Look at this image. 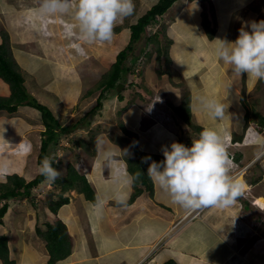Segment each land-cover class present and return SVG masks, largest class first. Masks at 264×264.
<instances>
[{
	"label": "rangeland",
	"instance_id": "rangeland-1",
	"mask_svg": "<svg viewBox=\"0 0 264 264\" xmlns=\"http://www.w3.org/2000/svg\"><path fill=\"white\" fill-rule=\"evenodd\" d=\"M151 1L153 0H134L135 10L133 15L123 19L122 22H117L111 42L101 43L96 41L89 43L80 38L78 23L71 12L44 16L38 12V9H35L39 8V0H0V33L3 31L8 33L11 31L13 33V41L15 42L14 47L17 53L16 55L19 57L16 59L19 64L21 62L26 64V60H28L31 65L37 66L36 72L33 76L29 75L30 71L26 69L25 65L24 67L22 66L25 69L24 75H26V78L28 79V89L32 95H34L38 101L51 107L52 111L62 124L72 123L87 114L98 103V97L102 90V87L99 86L102 76L110 70L112 64L116 61L118 52L125 48L129 43L131 37V28L129 26L138 21L139 17L148 9V5L153 4ZM227 1L228 0H212L218 14L217 23L212 22L214 21V18H212L209 9L206 10L208 18L211 20L210 23L213 25L211 29H215L218 32L221 30L220 34H216L212 41L217 38L234 41L242 26L250 21L258 22L264 20V0H251L253 9L250 10L246 17H242V15L235 17L234 19L236 22L233 21V17L229 16L230 9ZM187 3V0L180 4L178 3L176 9L181 10L183 7H187ZM201 3V0H195L189 3V7L192 6L190 7V12L194 16V20L198 21L194 24V26H196L195 29L197 30L196 33L198 32L197 34L202 33V28L204 31L206 30L203 26L202 20L204 18L201 14V8L203 10L204 6L201 5ZM142 5L145 7L142 8ZM174 16V12H166L161 17L160 21L157 23L153 22L147 26V31L142 40L135 44L134 51L130 53V56L125 62V64L129 66V71L123 73V76L119 81L124 84L123 87L121 89H118V87L110 89L106 92L103 99V107H101L93 117L91 127L89 129H78L72 135L63 134L60 136L57 145H50V148L53 147V150H50L51 154L48 156L50 158L56 157V160H59L56 167L63 170L62 178L67 175V168L69 167V164H71L78 169V171H82L80 174L88 181L87 173H90L93 168L92 166L95 165L93 161L99 160L96 158H98L100 148L103 144L101 137H104L108 141H112L113 146L117 145V147H123L124 149L121 150V152H123L120 153L124 155V158L129 156L127 155L129 152L132 154L130 157H136L137 154L133 147V137L138 136L139 139L142 135H147L148 137L150 135L145 134L141 129L129 127L125 122L127 117L131 116L134 119V114L137 113L136 107L138 106L140 108V114L143 112L144 105L152 102L155 97L159 99V97L162 96L166 99L169 105L172 106L171 98L175 92L179 93L182 97L181 90L183 91V88L185 91H193L195 85L194 76H189V74L183 73V69H175L173 66L174 64L171 62V60H173L172 57L169 56L171 60L168 59V53L170 51H172V55L175 53V57L180 59V56L177 54L179 52L183 53L181 49H185L187 50L186 52H189V47L192 49L195 46H185L186 43L183 40L188 42L186 38L181 39V41L177 40L178 38L174 31L181 33L184 29L183 26L178 25L179 22L173 21ZM201 17L202 20L200 19ZM15 18L17 20L14 23ZM37 21H40L43 26L42 28L38 27L41 35H39L36 30H34V32L30 30V28H32L30 27V23H36ZM200 22L201 25H197L200 24ZM159 28H161V31H159L161 39L160 55H158V51L155 48L156 45L147 40L148 37L155 31H158ZM15 30L20 34L15 32ZM197 34H195L193 38L198 40ZM205 34L207 36L206 31ZM166 35H168V37ZM206 38L209 39L208 37ZM2 41L3 39L0 36V42ZM189 43H194V41L191 39ZM177 45H182L184 48H176ZM143 48H145L144 51L146 54H144L145 52L142 50ZM210 54L213 57L212 62L216 63L217 66L219 63L220 65H224V63L216 57L215 51L214 54L210 51ZM132 56L135 60H132ZM206 58H208V56ZM34 61L37 63L35 64ZM45 63H48L47 66ZM48 65H50L51 69H54L55 76L52 75L53 78H51L52 76H44V74L50 72L48 71ZM188 66L192 67L194 65L190 64ZM229 67L232 71V67ZM195 68H199V66H195ZM41 75L43 76L42 80H40ZM60 76H63V78L59 81V85L57 84L55 87L49 85V83L51 84L59 80ZM246 76L247 74H243L242 76L237 75L233 79L237 84L241 81V85L244 84V86L247 87ZM208 83L214 85L211 78L208 79ZM1 85L3 84L1 83ZM254 85L252 92L254 91L253 93L255 95H259V97L255 99L260 100L264 95V81H258ZM170 87L171 90H169ZM118 92H122L121 95L124 96L123 100H120L117 96ZM127 104H129L128 109L122 114L127 131L124 130L123 132L121 129L122 127L120 128L121 125H119V112H121L120 110H122ZM3 112L8 114L5 111ZM174 112L176 113V111ZM175 113L172 114L173 118L180 119V124L184 123L185 120L183 121L179 115ZM17 116H19L22 121H28L30 130L27 133V137L28 140L32 142L34 152L28 157V163L30 166L26 173H24V167L22 165V162L24 161L22 149H27V142L16 155L19 162H16L12 157L6 155L5 157L0 158V182H7L8 178H6V176L15 171L18 173H24L22 175L27 179L34 178L36 174L39 173L40 164L38 162V155L42 144V133L46 128L45 124H43L41 113H29L27 115L28 118L22 114L21 116ZM156 117L158 116L155 113L153 118ZM129 120L133 121L132 119ZM151 120V117L145 119L143 121V127L146 121L150 124ZM197 120L202 122L200 117H198ZM188 125L190 127L192 126L190 123H188ZM199 133V131L193 129L189 138L184 139H186V142H192L193 139L199 137ZM37 135L40 138H38L39 141L37 140V142H35L36 140L34 141V138L36 139ZM92 135H94L95 142L98 144L96 152L94 148L89 151L90 147H92L90 144H88L89 150L75 145V142L79 139H84L89 143ZM181 136L183 138V135ZM22 141L23 140L19 141L20 143L18 141L16 143L14 142L12 147L16 149L21 145ZM33 149L30 151L32 152ZM93 150L94 152L92 153ZM1 155L2 154H0V156ZM246 170L247 169L244 168L236 169L234 175L231 176L233 178L236 175H239V178L242 176L244 177ZM80 182L81 179L78 183ZM237 183L240 185L241 194L236 198L232 205L228 207L204 206L190 211L193 217H179L176 219V223L174 222V225L172 226L173 229L178 225L174 230V237H176V240H174L172 247L176 251H174L173 254L175 255L180 251L179 247L181 245L183 247L188 245V251H185V254L180 255V257H178V254L176 256L177 260L186 261L188 264H197L201 259L203 260V264H214L215 257L211 255H208V257H202L196 252V238L198 237L196 229H189L187 232L192 231L189 234L186 232L182 237L178 234V231L183 227L188 226V229L189 225L193 222H197L199 218L206 216H208L207 218L214 220L215 229L224 232L223 235L225 237H233L235 239V242L237 243L236 248L242 255L246 256L252 250L261 249L263 247V245L258 244V242L262 237L264 239V208L258 207L253 203L252 198H247L246 195L248 194H242L246 191L242 188V186L247 185L245 181L239 180ZM247 188L248 185L245 189ZM75 190L77 191L79 189L75 188ZM76 191L73 192L76 193ZM250 191L251 186L247 192ZM260 191L263 192L259 194L264 195V186H261ZM257 192L258 189L255 191V194ZM70 194L72 195L69 188L65 190L60 182L56 181L55 183H49L45 180L32 188L29 197L19 196L8 200L10 207L13 205V212L10 220L4 218V222L0 223V226L3 225V230L9 231L11 235L14 231L13 229L17 227V225L21 228H28V222L33 221L34 219L36 220L40 214L44 217V220L42 222L38 220L39 223H37L36 226L39 227L45 225L47 222L46 220L52 219L53 217L51 216L57 215L58 213V211L57 213L52 211L50 207L51 199L57 201L61 198L60 195L70 199ZM5 202L6 200H0V208ZM259 203L264 207L263 200H260ZM204 211L205 214H203ZM10 214L8 215L9 217ZM9 217L7 219H9ZM45 226L47 227V225ZM179 243L181 245H179ZM161 248L162 245L160 249ZM206 251L208 254H211V250L208 251L206 249ZM152 254L146 261L143 260L140 264H159L160 262L158 260L153 259ZM236 264H250V259L243 261L238 260Z\"/></svg>",
	"mask_w": 264,
	"mask_h": 264
},
{
	"label": "crops",
	"instance_id": "crops-1",
	"mask_svg": "<svg viewBox=\"0 0 264 264\" xmlns=\"http://www.w3.org/2000/svg\"><path fill=\"white\" fill-rule=\"evenodd\" d=\"M251 2V0L227 1L230 9L229 16L233 17L234 22H236L234 19L235 17L240 15L246 17V15L249 14L250 10L253 9ZM210 7L211 5L207 7V10L210 9ZM203 10L201 8V14ZM184 11L188 13H183V18H181L178 23L179 26H183L184 30L181 33L177 31H174V33L178 38H176L177 40L181 41L183 38L187 39L188 42L183 40L186 43L185 46H195L192 49L189 47V52H186L187 50L181 49L184 48L182 45H177L176 48H180L183 52L181 53L178 51L179 53L177 55L180 56V59L175 57V53L172 55V51H170L169 54L173 59L171 62L174 64L173 66L175 68L183 69V73L194 76L195 85L192 91V119L199 126L211 128L216 131L221 136L224 145L235 143V150L231 151H236L240 164L249 165V168L244 173V178L243 176L239 178V175H236L234 177L236 179L234 180L237 182L244 179L248 188L251 186V191H246V194H248L246 197L249 199L252 198L253 202V198H257L258 196L254 203L258 207L264 208L259 203L261 197H264V195L259 194L263 192L260 191L261 186H264V118H262L264 117V95L260 100L255 99L259 97V95L253 93L254 91L252 92L255 86L254 84L258 82L256 79H250L246 76L247 87H245L243 83V85H241V81L237 84L233 79L237 75L230 70L228 65H220L219 63L217 66L216 63L212 62L213 57L210 51L214 54L215 42L211 41L212 39L210 38L207 39L203 33H196L197 30L194 24L198 21L194 20V16L190 15L192 13L190 12L189 5ZM209 12L211 13V10ZM215 12L218 17L216 9ZM212 18H214L213 14ZM200 19L202 20V17ZM16 20L15 18L14 23ZM197 25L200 26L201 22ZM30 27H32L30 28L31 31L34 32V30L37 29L39 32V28L43 26L40 21H37L36 23H30ZM15 32L17 31L15 30ZM10 33L12 35L11 38L15 56L19 58L18 55H16L17 53L14 47L15 42L13 41V33L11 31ZM17 33L20 34L19 32ZM195 34H197L198 40L193 38ZM191 39L194 43H189ZM207 56L208 58H206ZM34 62L35 64L37 63L36 61ZM21 64L23 67L25 65L30 73L35 74L37 69L36 65H31L28 60H26L27 66L23 62H21ZM45 64L47 66L48 63ZM190 64L194 66L189 67L188 65ZM48 66V71L50 72L44 74V76H55L54 69H51L50 65ZM195 66H199V68H195ZM53 76L51 78H53ZM62 78L63 76H60L59 80L54 83H48L52 87H55L57 84L59 85V81ZM209 78L212 79L214 85L208 83ZM42 79L43 76L41 75L40 80ZM1 83L3 85H1ZM26 85L29 87L28 79H26ZM169 90H171V87ZM0 92L4 95L10 93L9 85L5 83L2 78H0ZM200 97L215 98L221 102L225 106L224 117L215 119L211 117L207 111L201 110L199 106ZM181 101L182 97L179 93L175 92L171 98V102L174 105H179ZM163 106L161 101L155 97L152 102L144 105L143 112L140 114V108L138 106L136 107V114L139 118L133 112L135 118L133 119L131 116H128L125 120L129 127L141 129L145 134L150 135L149 137L147 135H142L140 136L141 138H139V148L145 152L163 155L161 152L162 145H170L173 141L180 143L181 135H183V139L189 138L193 130L185 121L180 124V119L173 118V111L169 108H167L166 111L172 119L165 125L157 124L153 118L154 114H152L151 111L155 110L161 112L164 108ZM35 112L36 109L28 106H20L18 111L13 113L7 110H0V154H2L0 158L6 155L12 157L16 162H19L16 155L20 151L12 147L13 143L25 139L24 141L27 142L26 148L29 147V144L32 146L31 141H29L27 137V133L30 130L28 121H22L17 115L21 116L22 114L27 117L29 113L35 114ZM255 113L261 115L260 119L262 123L259 122V124L254 120L253 116H255ZM246 115H249V120L246 119ZM150 117L152 118L151 123L149 124V122L146 121L143 127V121ZM198 117L201 118L202 122L197 120ZM247 122H250L248 127L249 134L244 135L241 139L240 136L244 134L243 132ZM232 133L234 134L232 135ZM38 138L40 137L37 135L34 141H39ZM226 138L230 139L226 140ZM101 139L103 144L100 148L99 156L96 158L99 160L93 161L95 165L92 166L93 168L90 173H87L88 181L95 191L96 202L87 199L82 192L78 190L77 192L75 189L69 188L72 193V195L70 194L69 202L62 205L57 215L51 216L53 217L52 219L46 220L47 222L45 225H47V223H54L58 219L62 220L67 225L68 231L72 237L73 245L71 255L57 264H140L143 260L146 261L152 253L153 259L163 264V261L165 262L169 258H176L178 254V257L184 255L185 251H188V245L183 247L180 243V251L175 255L173 254L174 251H176L172 247L174 240H176V237H174V230L178 225L173 229L172 226L179 217H191L192 213H190V211L193 209H185L173 203L169 194L156 183H154V197H151L150 192L145 190L132 202L131 196L134 191V186L133 182H128L131 174L128 171L126 158L121 154L123 152H121V150L124 148L117 147V145L113 146L112 141H108L104 137H101ZM230 140L232 143H229ZM188 143L191 145L192 142ZM22 150V155H24L22 165L24 167V173H26L30 166L28 157L32 154L30 151L31 149ZM130 153L131 152L127 154L129 157L132 156ZM79 172L82 171L79 170ZM24 173L19 174L22 175ZM247 185L242 186V188L245 189ZM257 189L258 192L255 194ZM73 191H76V193ZM118 194L123 197V203L117 202ZM242 194L245 195V193ZM205 211L203 214H205ZM12 212L13 205L9 207L4 218L10 220ZM9 214L10 217L8 216ZM8 217L9 219H7ZM207 217L208 216L199 218L197 222L195 221L189 225L188 229V226H186L178 231V234L182 237L189 229H196L198 237L196 238L197 248H195V250L198 254L202 257H208V255L215 257L214 264H236L238 260L243 261L247 259H250V264H264L263 237L258 242V244L263 245L261 249L252 250L246 256L242 255L236 248L237 243L235 239L233 237H225L223 235L224 232L215 229L214 220ZM38 220L42 222L44 217L40 214L36 220L29 221L28 228H21L17 225V227L13 229L14 231L11 235L9 231L3 230V225L0 226V234L8 236L10 257L16 264H49L51 256L45 239L37 232L38 227L36 224L39 223ZM45 225L39 227H41L42 230H46L47 227ZM191 231L187 232V234ZM161 245L162 248L160 249ZM206 249L208 251L211 250V254H208ZM180 262L182 264H188L186 261ZM0 264H4L1 259ZM197 264H203V260L200 259Z\"/></svg>",
	"mask_w": 264,
	"mask_h": 264
},
{
	"label": "clouds",
	"instance_id": "clouds-1",
	"mask_svg": "<svg viewBox=\"0 0 264 264\" xmlns=\"http://www.w3.org/2000/svg\"><path fill=\"white\" fill-rule=\"evenodd\" d=\"M184 1L186 0H176V2L166 11L167 13L174 12V22H179V20L183 18V13H188L184 11L186 6L181 10L176 9L178 3L180 4ZM193 1L195 0H187V6ZM151 2H153V4L148 5L149 7H147L148 9L145 13L151 7L156 5L159 0H153ZM201 2V5H203L205 9L206 6L210 5L212 0H201ZM204 3H206V6ZM144 7L145 6L142 5V8ZM134 10V0H39L38 8V12L41 15H56L71 12L78 23L80 38L89 43L96 41L101 43L111 42L117 22H122L123 19L133 15ZM145 13H143L142 16ZM190 15L193 16L192 14ZM202 16L204 18L203 12ZM212 22L217 23V21L215 22V19ZM211 27H213L212 24ZM220 31L221 30H219V32L217 31L218 34H220ZM36 32L41 35L37 29ZM202 33L205 37L210 38L208 34L206 36L205 32H203V28ZM9 34L11 37L10 32ZM210 39L213 40V38ZM214 41L216 45L214 49L216 57L224 64L231 66L232 71L236 75L242 76L243 74H247V77L250 79L254 78L257 81H264V20H260L258 22L250 21L246 25L242 26L239 29V34L234 41H228L220 38L214 39ZM22 72L24 75L25 69L23 67ZM29 75L33 76V73H30ZM24 77V86L32 95L26 85V75H24ZM119 83L120 82H118V84ZM11 94V88L8 95H4L0 92L1 97H10ZM159 100H161L164 105L163 110L161 112L152 110L151 112L152 114L156 113L158 116L154 118L157 124L165 125L172 119L166 109H171L173 111L172 114H174V111H176L175 107L179 106L181 103L179 105H174L171 102V106L162 96L159 97ZM20 106L33 107L36 109V112L41 113L38 108L29 104H19L14 112H17ZM199 106L215 119H221L225 115V106L215 98L200 97ZM1 110H7L10 112L8 109ZM175 114L178 113L176 112ZM179 117L184 121L180 115ZM253 118L257 123H259V120L256 119L255 116H253ZM186 123L188 124V122ZM192 123L190 122L192 125L191 128L197 130L195 125H199L194 123L193 119ZM249 125L250 122H247L243 132L244 134L240 136L241 139L244 135L249 134ZM202 128V131L197 130L200 132L199 137L197 139H193L191 145L188 143V146L190 147L173 141L170 145L161 146V152L164 157L162 161L157 162L152 160L151 156H146L142 158V162L148 163V177L169 194L173 203L181 206L182 208L199 209L204 206L228 207L232 205L236 198L241 194L240 185L230 175V171L238 168L248 169L249 165H241L238 161L236 151H231L235 150L234 142L232 143L230 140L229 143L232 144L224 145L221 136L216 131L211 128ZM233 134L234 133H232V135ZM70 135H72V133ZM181 139L183 140L182 137L180 140ZM227 139L230 138H226V140ZM184 141L186 140L184 139ZM30 149L33 148L29 144V147H27L26 150ZM33 152L34 149L31 154ZM58 163L59 160L50 158L49 156H44L42 161L39 163L40 167L38 174L42 175L47 182L55 183L58 179L62 178L63 173L62 169L53 167V164ZM16 174L20 175L19 173ZM12 175H7L6 177L9 179ZM20 176L25 177L23 175ZM140 176L141 172H137L129 177L128 182H135L136 180H139ZM248 189L249 188L244 190L247 191ZM256 200L257 198H253V203ZM117 202H124L123 197L119 194L117 195Z\"/></svg>",
	"mask_w": 264,
	"mask_h": 264
},
{
	"label": "trees",
	"instance_id": "trees-1",
	"mask_svg": "<svg viewBox=\"0 0 264 264\" xmlns=\"http://www.w3.org/2000/svg\"><path fill=\"white\" fill-rule=\"evenodd\" d=\"M176 2V0H159V2L151 7L143 16H141L138 22L131 24L129 27L131 28V37L130 41L125 48L120 50L117 54L116 61L112 64L109 71H107L100 80L99 86L102 87L101 93L98 97V103L94 106L87 114L80 119L67 124H62L57 116L54 114L52 109L49 108L44 103L39 102L34 96H32L24 86L25 77L22 72V67L17 61L12 42L10 38V34L6 31L0 33L3 41L0 42V78H2L5 82H7L11 88L12 94L10 97H1L0 96V110L8 109L10 112H14L17 109L19 104H29L38 108L42 113L43 123L45 124V130L42 133V144L39 153L38 162L40 163L44 156H48L50 150H53V147L50 148V145H57L59 142V138L63 134H71L74 133L78 129H89L92 125L93 117L97 114V111L103 107V99L106 95V92L110 89L117 88L118 82L122 78L123 73H127L129 71V66L125 64L127 58L130 56V53L134 51L135 44L142 40L145 32L147 31V26L153 22H158L161 20V17L165 14V12ZM206 6V3H204ZM211 13L217 21V16L214 8V4L210 3ZM207 7L203 11L204 19L203 26L206 29L205 31L209 35L210 38H213L216 34H218L217 30L211 29V21L208 18ZM121 26V25H120ZM119 26V27H120ZM202 26V27H203ZM159 31H155L152 35L148 37L147 40L149 42H153L156 50L158 51V55L161 54V39ZM203 29V32H205ZM168 37V35H166ZM143 51L145 48L142 49ZM145 52V51H144ZM168 53V52H166ZM146 54V52L144 53ZM168 53V59H170ZM160 57V56H158ZM132 60H135L132 56ZM177 69V68H175ZM184 87V86H183ZM182 92V102L179 106L175 107L176 112L188 123H192V92L185 91L183 88ZM122 92H118L117 96L120 100L124 99V96L121 95ZM129 104H127L121 112H119V120H120V128L124 132L127 131L126 125L123 119V112L128 109ZM249 115H246V119L248 120ZM261 115L255 113V118L262 123L260 119ZM264 118V117H262ZM193 124V123H192ZM197 130L202 131L203 128L201 126L195 125ZM93 132V129H92ZM94 135L91 136L90 142H86L84 139H79L74 144L77 146L84 147L89 150L88 144L92 145L90 147L91 151L93 148L95 152L97 151L98 144L95 142ZM180 143L188 146V142L184 140H180ZM133 147L136 151V157H127L126 162L128 164V171L131 175H134L137 172H141V176L139 180L133 182L134 191L131 196V201L136 200L138 196H140L145 190L150 192L151 197L155 196V184L147 175L148 163H143L142 158L146 156H151L152 160L157 162L162 161L164 159L163 155L152 152H145L139 148V139L138 136L133 137ZM92 151V153L94 152ZM54 158V157H51ZM56 159V157L54 158ZM150 163V161H149ZM53 167H56V164H53ZM17 171L10 173L12 175L9 177L7 182H0V200H6V202L0 208V223L3 222V218L5 214L8 212L10 207L8 200L11 198L19 197V196H30L31 190L37 184L45 181V178L37 174L32 180L28 181L25 177H22L18 174ZM81 179V182L79 180ZM57 182L63 186L65 190L68 188H77L80 192H82L87 199H90L93 202H96L95 191L92 185L86 180L84 176L80 174V172L71 164L68 167V173L65 177L58 179ZM23 188V189H22ZM60 199L57 201H53L51 199L50 207L52 211L57 213L59 208L69 202V198L60 195ZM38 234L45 239L47 243V248L50 252L49 264H57L60 260L66 259L72 253V237L68 231L67 225L60 219H58L54 223H47V229L42 230L41 227L37 228ZM0 259L4 264H16L14 260L10 257V249L8 246V236L0 234ZM163 264H182L176 258H169Z\"/></svg>",
	"mask_w": 264,
	"mask_h": 264
},
{
	"label": "bare ground",
	"instance_id": "bare-ground-1",
	"mask_svg": "<svg viewBox=\"0 0 264 264\" xmlns=\"http://www.w3.org/2000/svg\"><path fill=\"white\" fill-rule=\"evenodd\" d=\"M212 69H214V68H212ZM218 79V78H217ZM20 143V142H19ZM26 143V141H24L23 143H21V145H19L16 149H18L19 151L22 149V146L24 145ZM238 169H240V168H238ZM235 171H236V169H233L232 171H230V175H234V173H235ZM244 178V177H243ZM243 181H244V179H243ZM247 184V183H246ZM250 186V185H249ZM261 200H263L264 201V197H262L261 198Z\"/></svg>",
	"mask_w": 264,
	"mask_h": 264
},
{
	"label": "water",
	"instance_id": "water-1",
	"mask_svg": "<svg viewBox=\"0 0 264 264\" xmlns=\"http://www.w3.org/2000/svg\"><path fill=\"white\" fill-rule=\"evenodd\" d=\"M123 85H124L123 83H119L118 86H117L118 89H121L123 87Z\"/></svg>",
	"mask_w": 264,
	"mask_h": 264
}]
</instances>
